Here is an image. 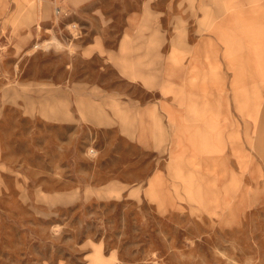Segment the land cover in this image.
<instances>
[{"label": "rangeland", "instance_id": "rangeland-1", "mask_svg": "<svg viewBox=\"0 0 264 264\" xmlns=\"http://www.w3.org/2000/svg\"><path fill=\"white\" fill-rule=\"evenodd\" d=\"M7 24L0 264H264V0H22ZM200 82L199 160L172 123Z\"/></svg>", "mask_w": 264, "mask_h": 264}, {"label": "crops", "instance_id": "crops-1", "mask_svg": "<svg viewBox=\"0 0 264 264\" xmlns=\"http://www.w3.org/2000/svg\"><path fill=\"white\" fill-rule=\"evenodd\" d=\"M21 6L22 0H0V32L2 28L8 26L7 23L16 22L17 12H20ZM2 11L7 12V16L4 15L3 17ZM220 38L226 47V39L238 40L240 44H246L245 38L247 37L232 33L221 35ZM36 48L37 46L33 47V49ZM206 81L212 83L208 77ZM209 90L211 98H209ZM212 95V89H209V85L207 84L205 87L203 82H200V84L192 85L190 89L186 86L185 97L182 96L180 103L179 100L175 101L172 123L175 151L176 153L180 151L185 158L196 156L199 160L204 159L198 152L201 148L202 136L206 137V144H209V136H213L215 133V112ZM94 263L103 264L100 257H96Z\"/></svg>", "mask_w": 264, "mask_h": 264}]
</instances>
